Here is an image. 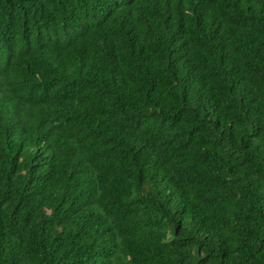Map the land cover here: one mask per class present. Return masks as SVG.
<instances>
[{
    "label": "trees",
    "instance_id": "obj_1",
    "mask_svg": "<svg viewBox=\"0 0 264 264\" xmlns=\"http://www.w3.org/2000/svg\"><path fill=\"white\" fill-rule=\"evenodd\" d=\"M0 264H264V0H0Z\"/></svg>",
    "mask_w": 264,
    "mask_h": 264
}]
</instances>
